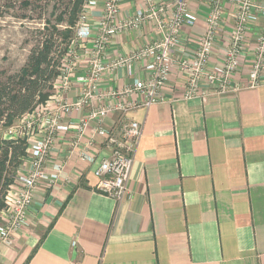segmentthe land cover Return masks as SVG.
Instances as JSON below:
<instances>
[{
	"label": "crops",
	"instance_id": "0c3cea01",
	"mask_svg": "<svg viewBox=\"0 0 264 264\" xmlns=\"http://www.w3.org/2000/svg\"><path fill=\"white\" fill-rule=\"evenodd\" d=\"M142 7L140 0H120L119 17ZM189 9L197 21L182 26L180 45L193 52L211 4L191 0ZM230 10L225 4L211 63L223 58L234 24ZM102 11L98 1L90 23ZM155 38L152 25L120 33L110 39L106 55H126ZM174 53L177 60L181 53ZM84 68L78 67V76ZM176 70L170 77L176 88L165 89L164 102L109 115L100 124L116 136L129 121L143 127L127 197L117 202L96 191L93 171L108 151L93 133L95 124L74 151L70 141L77 129L59 133L29 223L11 245H0V264H264V71L255 89L183 100L177 86L185 78ZM145 77L136 63L130 74L127 69L108 74L101 86L121 89ZM80 88L74 82L65 98L77 99ZM85 114L72 111L64 122L78 125ZM83 148L95 156L94 164L81 158Z\"/></svg>",
	"mask_w": 264,
	"mask_h": 264
},
{
	"label": "built area",
	"instance_id": "2783aa9c",
	"mask_svg": "<svg viewBox=\"0 0 264 264\" xmlns=\"http://www.w3.org/2000/svg\"><path fill=\"white\" fill-rule=\"evenodd\" d=\"M98 1L103 2V11L92 24L89 19ZM140 1L142 8L121 19L120 0H84L49 99L4 131L8 139L25 138L27 154L6 189L0 245H11L18 230L29 223L32 201L38 185L45 179V163L59 133L68 132L71 127L77 129L76 139L70 141L71 151H74L85 129L95 124L93 133L102 139V146L108 151L107 158L97 163L93 171L98 180L96 191L120 202L129 193L127 183L143 127L137 121H129L116 136L100 125L106 117L124 116L137 108L148 109L164 102L165 89L176 88L170 85L174 66L176 74L185 78V82L177 86L181 87L183 100L259 86L264 71V5L257 0H209L211 9L206 17L205 32L199 37L196 49L188 52L180 45V39L182 26L194 25L197 21L196 14L189 9L191 0ZM227 3L231 6L234 24L226 33L227 46L222 60L211 63ZM146 25H152L154 41L126 55L107 57L111 38L127 31H140ZM256 27L258 30L253 33ZM176 50L181 53L177 60L173 57ZM136 63L142 65L146 73L144 79L137 78L121 89L105 90L101 86L108 74L119 69H127L130 74ZM82 64L85 68L78 76V67ZM74 82L80 83L79 95L68 101L65 95ZM85 110L78 125L64 122L72 111ZM80 156L90 164L95 162V156L84 148Z\"/></svg>",
	"mask_w": 264,
	"mask_h": 264
},
{
	"label": "trees",
	"instance_id": "16d2710c",
	"mask_svg": "<svg viewBox=\"0 0 264 264\" xmlns=\"http://www.w3.org/2000/svg\"><path fill=\"white\" fill-rule=\"evenodd\" d=\"M1 1V0H0ZM4 7L14 8L12 2L5 0ZM35 0H22L20 8H28ZM56 0H47V4ZM69 7L65 14L67 26L59 29L57 26L65 22L62 14L56 17V25L52 26V35L55 34L65 42L63 52L58 62H54L53 38H45L32 48L27 64L19 72L0 74V127H9L26 113L33 111L39 104L44 103L52 90V83L58 74L61 57L73 36L72 26L77 18L84 0H68ZM71 5V6H70ZM26 156V143L23 140H4L0 137V212L4 208V194L12 183L22 159Z\"/></svg>",
	"mask_w": 264,
	"mask_h": 264
},
{
	"label": "rangeland",
	"instance_id": "374dc122",
	"mask_svg": "<svg viewBox=\"0 0 264 264\" xmlns=\"http://www.w3.org/2000/svg\"><path fill=\"white\" fill-rule=\"evenodd\" d=\"M21 1L17 0L12 2L14 8L4 7L5 3L11 2H5V0L0 1V74L2 72L7 74L19 72L27 64L32 48L41 43L46 37H51L55 41V52L53 53L54 62H58L65 46V42L60 37L55 34L52 35L51 27L56 25V17L61 14L65 22L59 24L57 27L63 29L67 26L66 20L68 15L65 12L68 10L69 1L56 0L57 4L54 5V1L47 4V0H35L31 7L25 9L20 8ZM76 21L77 18L71 31H73ZM20 119L16 120L12 125L17 122L19 123ZM7 128L0 127V137L2 139L23 140L25 142V138L8 139L4 133ZM1 222L2 216L0 212Z\"/></svg>",
	"mask_w": 264,
	"mask_h": 264
},
{
	"label": "bare ground",
	"instance_id": "6f19581e",
	"mask_svg": "<svg viewBox=\"0 0 264 264\" xmlns=\"http://www.w3.org/2000/svg\"><path fill=\"white\" fill-rule=\"evenodd\" d=\"M257 30H258V29H257ZM254 32L256 33L257 31H254ZM50 95H51V93H50ZM50 95H49V96H50ZM41 104H42V103H41ZM106 158H107V157H106ZM106 158H105V159H106Z\"/></svg>",
	"mask_w": 264,
	"mask_h": 264
}]
</instances>
